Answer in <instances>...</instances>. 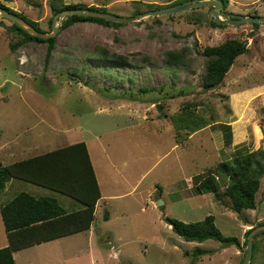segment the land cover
Here are the masks:
<instances>
[{
	"label": "rangeland",
	"instance_id": "rangeland-1",
	"mask_svg": "<svg viewBox=\"0 0 264 264\" xmlns=\"http://www.w3.org/2000/svg\"><path fill=\"white\" fill-rule=\"evenodd\" d=\"M174 1L63 0V4L105 6L110 14L128 18L148 12V3L165 6ZM228 1L223 11L234 16L264 17V0ZM0 2L38 22L44 33L51 32L49 0ZM210 8L148 17L118 27L76 23L59 31L49 57L46 44L33 42L11 53L8 44L20 35L11 33L10 23L0 17V164L84 142L100 193L109 199L99 202L91 223L97 259L89 261L82 248V253H75L76 258L70 257L71 264H241L246 247L244 233L258 220L264 222V177L256 194V209L241 213L246 224L228 210L230 201L223 193L217 203L211 194L194 191V179L200 180L208 169L228 159L225 153H231L225 146L226 152L218 150L227 131L219 122L237 123L231 129L240 142L236 151L264 149V105L253 102L236 110L235 115L226 97L264 81V39H247L246 29L251 28L248 23L213 27ZM227 38L250 41L251 45L231 69L236 74L242 72V60L252 61L253 67L234 81L230 72L219 87L205 91L198 86L204 61L198 51ZM183 47L190 50V65L196 74L172 72L163 66L164 52ZM102 50L124 57L125 68L110 57L98 60L97 53ZM74 70L78 73L75 76L71 74ZM110 71L120 74L122 86L107 79ZM81 72L85 76H80ZM141 87L153 90L140 94ZM186 101L203 102L214 122L184 146L174 147L171 116ZM16 181L19 186L13 184L0 195V205L19 192L50 196L62 205L68 201L56 192ZM69 201L79 207L76 201ZM208 215L214 217L223 236L238 238L239 247L213 240L186 242L166 223L169 219L197 222ZM74 238L79 240L78 235ZM4 239L0 220V246ZM254 241L257 249L253 264H264V232ZM197 249L202 251L198 256L194 253ZM111 250L118 254L117 259ZM92 256L95 258L94 253Z\"/></svg>",
	"mask_w": 264,
	"mask_h": 264
},
{
	"label": "trees",
	"instance_id": "trees-1",
	"mask_svg": "<svg viewBox=\"0 0 264 264\" xmlns=\"http://www.w3.org/2000/svg\"><path fill=\"white\" fill-rule=\"evenodd\" d=\"M186 1L188 0H177L165 6L148 3L146 4L147 11L157 10ZM221 1L223 2V10H225L229 1ZM48 6L52 12V17L48 21L49 28H51L52 18L55 14L68 8L80 7L63 4V0H49ZM0 7L22 17L37 31L43 32L38 22L29 20L19 13L12 11L1 2ZM89 8L109 13L105 6H90ZM136 13L134 12L133 15ZM8 22L10 23L8 30L14 33V35H20L19 39L15 36L16 40L9 42L8 47L11 53L17 51L21 46L33 42L46 44V57L50 56L55 48L56 37L41 40L28 35L15 24L10 21ZM80 22L114 27L122 25L74 15L62 22L60 31ZM210 24L213 27H223L214 23L212 19H210ZM251 27L257 29L260 25L251 24ZM247 51V43L235 38H227L216 46H206L201 51H198L200 56L204 58L203 68L199 74L198 86L205 91L219 87L235 59ZM107 52L106 50L98 52L97 59L103 61L110 57L113 63L121 62V66H123V69L125 68L127 62L124 57L114 54L109 55ZM190 58L189 48L183 47L179 50L164 52L162 63L164 68L169 71L179 72L181 70L193 75L196 73L191 68ZM110 66L113 67V65ZM71 74L75 76L74 74L78 73L74 70ZM107 74V79H113L115 82L118 81L119 85L122 84V81L119 80L120 74L115 75L111 71ZM79 75L85 76L83 72ZM84 82L86 83V81ZM130 82L133 83L132 79ZM119 85L117 86H122ZM148 90L153 89L141 87L138 89V92L142 94ZM208 111L207 106L201 101H186L179 107L176 113L172 114L171 122L174 126V141L176 145H184L193 133L214 122L212 112L209 111L210 113H207ZM224 128H227V131L225 132L223 143L225 147H229L232 142L231 129L230 126H225ZM205 174L198 181L194 179L195 193L199 195L211 194L217 203L222 201L221 194L223 193L230 201L228 210L235 213L238 219L246 224L247 221L241 216V213L245 210L256 209V194L260 188L261 179L264 177V149L261 148L246 153L234 151L230 158L228 157L226 161L218 162L215 166L208 169ZM12 179L28 182L71 198L79 204L80 209L69 215L66 214L64 208L53 197H35L27 192L15 194L0 210L4 231L9 242L8 246L0 248V264H15L13 253L21 248L59 238L90 227L94 218L95 205L100 199L101 193L84 142L67 145L9 164H0V195L7 183ZM221 188L222 192H220ZM69 221H73V229H69L71 227L65 225ZM169 221L171 222V230L186 242L203 243L207 240H213L221 243L223 246L239 247L240 243L237 237H225L222 235L216 227L215 219L212 215L206 216L201 221L191 223H185L177 219H169ZM262 224L264 222H259L255 227ZM251 229L244 233L246 239L243 244L244 246H246L247 235ZM257 236L254 237V240ZM256 249V243L253 241L252 259L249 264H253ZM201 252V250L197 249L194 253L198 256ZM242 262L243 259L241 264Z\"/></svg>",
	"mask_w": 264,
	"mask_h": 264
},
{
	"label": "crops",
	"instance_id": "crops-1",
	"mask_svg": "<svg viewBox=\"0 0 264 264\" xmlns=\"http://www.w3.org/2000/svg\"><path fill=\"white\" fill-rule=\"evenodd\" d=\"M252 16H255V15H252ZM246 33L248 36L247 39H254V38H258V37H261L262 39H264V28L253 29L251 27L250 29H246ZM247 48H248V50L251 49L250 41H249V43L247 42ZM255 61H257V58L255 59ZM235 62L236 61H234L233 64H235ZM241 62H242V65H244L242 67L243 73H246L249 68L253 67L252 61H250L249 63H245V61L242 60ZM231 67L233 69V66H231ZM232 69L230 68V70L228 72V73H230V72L232 73V76H231L232 80L231 81L238 80V78L241 79L244 76V74L242 72L239 71L236 74L233 71L234 69L233 70ZM226 77H227V75H226ZM234 92L229 93V95H227L226 97L228 98L229 104H230L233 112H235V115L237 114L236 110H239L240 108L252 105L253 102L257 103V104L259 103V104L264 105V81L261 83L253 84V85L247 86L245 88L239 89L235 93ZM236 102H237V104H236ZM219 123L224 124L225 126H230V129L234 128L237 125V123L235 121L232 122L230 120L226 121L224 123H222V122H219ZM206 128H203V129L193 133L188 138V141H190L192 138H194L197 134H200L201 132L205 131ZM232 131H233V129H232ZM223 144H222V147L220 149H218L219 151L221 149H223L224 151L226 150V148L224 147ZM239 144H240V142L236 138L235 133L232 132V142H231V145L228 147V149H229L228 152H231V153H225V155L227 154L228 155L227 157L230 158L232 152L236 151L235 147ZM178 146H184V145H174V147H178ZM87 150H88V148H87ZM88 154H89V152H88ZM89 158H90V155H89ZM90 161H91V158H90ZM91 164H92V161H91ZM92 167H93V165H92ZM95 176H96V174H95ZM97 183H98V181H97ZM13 184H15L16 186H19L20 183L16 180H13V179L10 180L7 183V185L5 186V189L2 193L8 191L9 187ZM65 198L68 199V201H64L65 202L64 205H62L59 201L58 202L64 208L66 214L70 215L71 213L78 211L80 209L75 204L70 203L69 199H71V198H68V197H65ZM105 199L109 200L108 198H105L101 194L100 199L97 201V203L95 205V210H96V207L99 204V202L104 201ZM10 200H11V198L8 201H10ZM8 201H6L5 203H7ZM156 201L158 202V199ZM5 203L0 205V207H2ZM0 210H1V208H0ZM0 220L2 223V228H3V232H4V236H5V239H4L5 241H1L2 244L0 246V248H3V247L8 246L9 242H8L6 233L4 231L1 216H0ZM258 222H261V220H258ZM72 223H73V221H69L65 225L71 227L69 229H73L74 227L72 226ZM91 226L92 225H90V227L88 229L78 230L76 232L67 234L65 236H61L59 238H55V239H52L49 241L37 243V244H34L32 246H29V247L27 246V247L21 248L20 250L13 253V258H14L15 264H52L51 263L52 260H61L62 264H71L70 263V257L75 255L74 257L76 258V254L78 252L83 251V250H85L87 257L89 258V261L92 262V259H94V260L97 259L98 256H95V253H98V252L94 249V245L92 242L93 234L91 231ZM76 235L79 236V240H76L74 238V236H76ZM80 236H82V237H80ZM70 237L74 238V240H72V239L67 240ZM82 248H83V250H82ZM109 249H112V248H109ZM110 252H111V255L114 259L118 258L117 253L112 252V250ZM93 253H94L95 258L92 256Z\"/></svg>",
	"mask_w": 264,
	"mask_h": 264
},
{
	"label": "water",
	"instance_id": "water-1",
	"mask_svg": "<svg viewBox=\"0 0 264 264\" xmlns=\"http://www.w3.org/2000/svg\"><path fill=\"white\" fill-rule=\"evenodd\" d=\"M198 7H211L209 10V14L213 22L216 23L217 25H221V26L230 25L234 27H237L245 23L264 25V17L234 16L226 11H223V2L221 0H188L180 4L136 14L135 16L128 18L115 16L110 13L91 9L89 7L68 8L58 12L53 16L50 33L37 31L34 27H32L29 23H27L22 17L10 13L9 11H7L2 7H0V17L15 24L18 28L22 29L25 33H27L32 37H36L41 40H48L51 38H55L60 31L62 22L65 19L74 15L85 18L100 19L108 22L126 25L133 22H139L144 18L177 14ZM158 204H162V202L158 201ZM166 223L171 226L170 221L167 220ZM262 232H264V224L252 228L251 231L248 233L246 247H245V255L242 264L250 263V260L252 258L254 237Z\"/></svg>",
	"mask_w": 264,
	"mask_h": 264
}]
</instances>
